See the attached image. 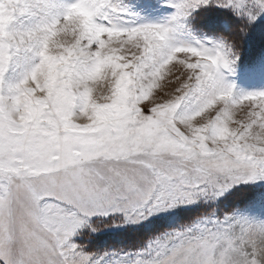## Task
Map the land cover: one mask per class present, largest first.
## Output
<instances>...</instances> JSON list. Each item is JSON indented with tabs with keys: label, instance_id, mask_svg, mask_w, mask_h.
Instances as JSON below:
<instances>
[{
	"label": "snow or ice",
	"instance_id": "obj_1",
	"mask_svg": "<svg viewBox=\"0 0 264 264\" xmlns=\"http://www.w3.org/2000/svg\"><path fill=\"white\" fill-rule=\"evenodd\" d=\"M166 6L143 22L124 0H0V264H264V90L231 80L264 70V0ZM214 9L231 19L198 38ZM193 206L133 249L76 242Z\"/></svg>",
	"mask_w": 264,
	"mask_h": 264
},
{
	"label": "rangeland",
	"instance_id": "obj_2",
	"mask_svg": "<svg viewBox=\"0 0 264 264\" xmlns=\"http://www.w3.org/2000/svg\"><path fill=\"white\" fill-rule=\"evenodd\" d=\"M124 3L143 22L163 21L172 12V9L166 6V0H124ZM194 16L196 19L191 20L190 24L192 26L193 33L201 39L216 38L215 34L217 31H221L218 24H221L222 29L224 30L222 21L225 17H230L229 14L224 13L219 9L202 10L195 13ZM197 19L201 20L202 24L206 23L208 29H211V33L203 31L202 28L194 27V21ZM209 21H214V23H209ZM231 80L236 85V91L238 92L264 90V70L260 68L248 70L245 67H238L236 75L231 77ZM234 205H242L241 194L236 190L226 193L225 197H223L219 202V207L223 211L231 210ZM200 211L201 209L198 206H193L188 209H180L169 214L153 217L139 226H126L124 228L106 227L105 225H110L112 223L111 220L102 221L100 223H97L94 220L93 224L98 227L100 231L97 233H89L86 230L83 235L76 238V242L86 245L87 249L90 251L102 252L106 249L109 251L133 249L139 247L143 243L141 241H144L149 235L158 233L164 229L175 227L177 225V221L187 220L190 216H193ZM249 218H264V210L257 205L255 209L251 210ZM126 235H131L133 237L137 236L138 239L142 240L135 243L133 242L134 244L130 243V245L128 244L129 242L127 241L128 239ZM118 261L119 257L108 256L105 258L104 264H117Z\"/></svg>",
	"mask_w": 264,
	"mask_h": 264
},
{
	"label": "trees",
	"instance_id": "obj_3",
	"mask_svg": "<svg viewBox=\"0 0 264 264\" xmlns=\"http://www.w3.org/2000/svg\"><path fill=\"white\" fill-rule=\"evenodd\" d=\"M229 19H230V17H229ZM233 23H235L234 21H233ZM194 27H197V28H202V30L203 31H206V32H210L211 33V29H208V27H207V25H206V23L205 24H202V21L201 20H199V19H197V20H195L194 21ZM218 26H219V28H220V30L221 31H223V29H222V26H221V24H218ZM217 32H219V31H217ZM241 56H242V58H243V60L245 61V62H247L248 61V59H249V56H250V53H249V51L247 50V48H245V47H243V46H241ZM130 233V232H129ZM128 233V234H129ZM123 235H124V233H123ZM125 236V235H124ZM126 237H127V241L129 242L128 244H130V243H135V242H138V241H141L140 239H138L137 238V236L136 237H133V236H131V235H126ZM137 239V240H136ZM134 240V241H133ZM141 242H143V241H141ZM140 242V243H141ZM133 243V244H134ZM131 245V244H130Z\"/></svg>",
	"mask_w": 264,
	"mask_h": 264
}]
</instances>
